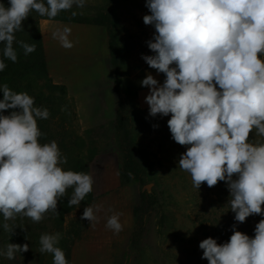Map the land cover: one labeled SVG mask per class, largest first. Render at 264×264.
Instances as JSON below:
<instances>
[{"label":"clouds","instance_id":"1","mask_svg":"<svg viewBox=\"0 0 264 264\" xmlns=\"http://www.w3.org/2000/svg\"><path fill=\"white\" fill-rule=\"evenodd\" d=\"M86 0H8L0 3V72L5 60L17 62L18 44L25 55L36 44L17 40L23 22L35 11L53 19ZM150 14L143 23L154 27L146 41L153 55L142 59L158 74L140 82L149 89L145 103L151 117L170 118L167 127L175 143L186 146L178 167L191 177L197 190L224 181L230 193L228 205L234 220L242 224L252 215L264 216V142L250 139L254 132L264 137V0H146ZM76 16V12L71 13ZM68 26L52 33L65 49L74 47ZM0 215L4 231L12 233L7 221L17 216L39 223L48 212L57 216L58 201L73 189L68 206L79 207L93 191L89 173L65 170L67 158L55 140L41 143L38 120H47V108L35 105L27 92L0 85ZM158 125H153L157 128ZM101 206L84 208L82 220L95 227ZM106 228L123 230L120 214L107 218ZM59 232L42 234L40 252L50 253L53 264H69L58 247ZM208 264H264V219L249 237L232 226L230 239L218 244L208 237L199 243ZM29 251V244L8 243L0 252L9 260Z\"/></svg>","mask_w":264,"mask_h":264},{"label":"rangeland","instance_id":"2","mask_svg":"<svg viewBox=\"0 0 264 264\" xmlns=\"http://www.w3.org/2000/svg\"><path fill=\"white\" fill-rule=\"evenodd\" d=\"M72 12L77 15L73 17ZM146 14H150L146 0H86L85 7L73 6L70 11H62L57 16L89 23H108L102 17L108 16L111 19L110 29L118 44L126 46L130 52L121 60L124 86L122 94L118 96L114 91L112 67L109 79L101 84L102 92L106 90L108 93L109 107L106 112L103 111L100 99L93 105L91 112L92 107L91 110L88 107L78 110L74 100L69 97L77 117L73 123L71 120L67 122L71 123L72 132L85 142L82 153L85 160L93 158L88 162L96 189L93 204L98 203L101 207L106 203L112 205L109 216L113 215V211L120 213V223L123 225V230L118 234L105 226V233L101 234L100 229L106 225L109 216L103 222L95 223L97 240L106 244V240L110 238L113 242L107 244L101 254L89 257V263L208 264L206 259H201L203 252L199 249V243L208 237L215 239V236L211 230H204L201 226L198 206L216 199L213 187L209 188L204 183L197 190L193 187L190 175L179 169L180 154L184 153L187 147L178 145L171 138L167 127L170 115L151 117L149 108L141 109L137 102V95L146 88L142 87L140 82L145 78L146 71L151 69L141 57L154 54L147 47L146 41L152 39L155 29L143 23V16ZM106 30L108 34V29ZM25 83H30L44 97L51 95L56 107H60L62 98L59 91L54 90L53 83L38 80L35 76L28 77ZM52 90L55 92L51 93ZM119 103L123 105L131 134L139 144L138 159L146 170L142 184H123L121 181L114 186L112 182L114 177H118L123 163L118 135L114 128ZM153 125L158 127L153 128ZM258 138L256 136V139ZM142 193H147L152 200V206L146 210L141 204ZM87 206L81 201L79 207L67 216V231L61 234L58 247L61 248L62 242L70 244L73 235H67L69 231L75 233L81 229L82 237L91 229L90 222L81 219ZM137 209L135 216L134 211ZM124 213H128V229L127 215L122 217ZM161 221L163 227L160 228ZM76 222L79 225H76ZM139 223L142 234L134 237ZM46 264H53V256L50 253L46 255Z\"/></svg>","mask_w":264,"mask_h":264},{"label":"trees","instance_id":"3","mask_svg":"<svg viewBox=\"0 0 264 264\" xmlns=\"http://www.w3.org/2000/svg\"><path fill=\"white\" fill-rule=\"evenodd\" d=\"M5 6H8V0H0ZM108 21V23H102L95 21L92 23L84 21L69 20L64 17H55L49 19L47 17L39 16L33 11L26 21L23 22L24 32H18L17 40H23L28 44L35 43L36 51L25 55L23 49L18 44H14L16 48L18 59L17 62L5 60L7 67L4 71L0 72V85L8 84V86L16 92H27L34 97L35 105L38 107L47 108L50 112V117L47 120H38V126L42 132L40 138L41 143H48L55 140L61 150L63 156L67 158V163L62 167L65 170H73L77 172H85L90 174V168L88 162H91L93 158L89 157L88 161L83 157V149L85 142L77 134H74L71 130L70 124L73 123L77 117V113L73 108L72 103L69 100L67 89L63 85L54 84L49 78L45 53L43 37L39 27V22L42 19L55 20L61 22H73L79 24H93L97 26H103L108 29V44L110 52V62L114 74V91L120 96L123 91V77H122V65L121 60L128 56L129 49L124 45H119L115 35L110 29L111 19L108 16H102ZM3 45L0 44V58H2ZM163 77L164 74L161 73ZM35 76L38 80H44L53 83L54 90L59 91V95L62 98L60 107H56L54 98L49 95L44 97L41 93L33 88L30 83H25V80ZM55 91H51L54 93ZM3 98V93L0 92V99ZM2 115H8L9 112H0ZM67 120H71L67 122ZM114 128L118 135L119 148L123 156V163L120 169V178L123 184H129L131 182L143 183V179L146 173L145 168L138 159L139 144L136 139L133 138L127 120L124 114V108L122 103H119L118 109L115 114ZM256 134L253 132L250 139L253 142H264V137L256 139ZM73 189H68L65 197H62L57 204V211L60 213L57 216L53 212L45 214L44 219L39 223H33L29 218L17 216L15 219L7 221V223L14 228L12 233L3 230L2 225L5 223L3 216L0 215V252L6 250L8 243L15 244H29V251L24 253H17L15 259L9 260L5 256L0 255V264H46L47 253L40 252L39 238L42 234H55L59 232L63 234L66 229V218L71 214L77 206H68V200L72 196ZM213 195L216 199L210 200V202H203L199 207V220L204 230H211L214 233L215 239L218 244H223L230 239L232 235V226L236 224V229L254 237L255 225L264 219V216L252 215L246 219L242 224H238L234 220V213L230 210L228 205V199L230 193L227 185L224 181L218 182L213 187ZM141 204L146 210L151 207L152 200L147 193H142L140 196ZM95 201L94 191L86 195L83 202L85 205H92ZM138 213V209L134 211L135 216ZM74 225V224H72ZM76 225H79L76 222ZM159 227H163V222H159ZM139 232V234H136ZM142 234V227L140 223L137 225V229L134 232V237ZM67 235H73L69 242H62L61 249L65 252L66 259L71 261L72 247L82 235V230H78L75 233L69 231ZM209 236V235H208Z\"/></svg>","mask_w":264,"mask_h":264},{"label":"crops","instance_id":"4","mask_svg":"<svg viewBox=\"0 0 264 264\" xmlns=\"http://www.w3.org/2000/svg\"><path fill=\"white\" fill-rule=\"evenodd\" d=\"M68 26L71 28L70 40L74 47L71 49L63 48L59 41L53 39L52 33L58 29ZM40 30L43 37L44 53L48 69L49 78L56 85H63L67 89L68 96L72 98L78 110L87 109L93 112V105L100 99L103 111L106 112L109 107L108 93L102 92V83L110 77V52L108 44L107 30L102 26L93 24H79L73 22H61L55 20L43 19L40 22ZM151 73L161 84L165 79L158 74L155 69H149L146 74ZM149 89L144 88L137 95V102L141 109L149 108L145 103V96ZM108 182V181H107ZM114 186L121 183L120 171L118 177L112 180ZM94 194L96 189L93 185ZM98 204V203H97ZM96 204V205H97ZM119 208V207H118ZM112 205L103 204L101 211L96 213L97 222H103L110 215ZM118 213L113 211V214ZM120 214V213H118ZM127 229L130 224L128 213ZM105 225L101 227L100 233H105ZM93 227L84 234L75 245L71 252L72 264H90L89 257L101 254V251L107 244L113 242L108 238L106 244H101ZM70 264V263H69Z\"/></svg>","mask_w":264,"mask_h":264}]
</instances>
